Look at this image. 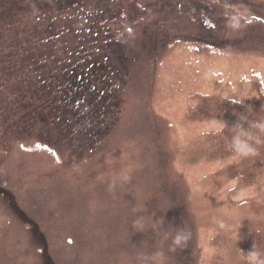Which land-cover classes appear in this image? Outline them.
Here are the masks:
<instances>
[{
  "label": "rangeland",
  "instance_id": "obj_1",
  "mask_svg": "<svg viewBox=\"0 0 264 264\" xmlns=\"http://www.w3.org/2000/svg\"><path fill=\"white\" fill-rule=\"evenodd\" d=\"M37 1L0 0V59L34 36ZM82 1L110 6L128 51L121 112L79 149L95 140L18 122L32 69H0V264H247L253 245L264 260V134L256 156L228 147L240 116L264 121V0Z\"/></svg>",
  "mask_w": 264,
  "mask_h": 264
},
{
  "label": "trees",
  "instance_id": "obj_2",
  "mask_svg": "<svg viewBox=\"0 0 264 264\" xmlns=\"http://www.w3.org/2000/svg\"><path fill=\"white\" fill-rule=\"evenodd\" d=\"M77 3L84 7L75 8ZM34 9V36L17 47L18 55L0 59V69H32L15 87L16 118L32 129L41 127L42 134L51 126L61 129L71 144L94 139L78 144L79 149L90 148L115 126L126 89L129 54L116 48L109 31L104 15L110 6L101 1L90 5L82 0H44L34 3Z\"/></svg>",
  "mask_w": 264,
  "mask_h": 264
},
{
  "label": "clouds",
  "instance_id": "obj_3",
  "mask_svg": "<svg viewBox=\"0 0 264 264\" xmlns=\"http://www.w3.org/2000/svg\"><path fill=\"white\" fill-rule=\"evenodd\" d=\"M229 27H237L235 18H232L228 22ZM247 120L246 117L240 116L237 122L231 126V131L233 135L231 136L229 142V149L237 158H248L256 156L258 154L257 145L262 143L259 135L257 133L264 134V121H252L249 123L248 127L244 126V122ZM228 126L221 122L217 131H222ZM255 130V131H253ZM125 179H127L125 177ZM136 211V209H133ZM132 227L135 230H142L143 223L141 218H136L133 220ZM190 237V233L184 229H178L175 234L171 237L172 245L175 247L183 246ZM247 264H264V260L261 259V255L255 249L253 245L252 250L246 253ZM141 264H151L153 260L152 256L143 255L140 257Z\"/></svg>",
  "mask_w": 264,
  "mask_h": 264
}]
</instances>
